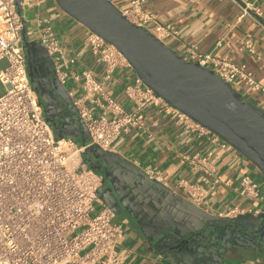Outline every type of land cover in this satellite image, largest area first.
<instances>
[{
    "label": "crops",
    "instance_id": "obj_1",
    "mask_svg": "<svg viewBox=\"0 0 264 264\" xmlns=\"http://www.w3.org/2000/svg\"><path fill=\"white\" fill-rule=\"evenodd\" d=\"M121 11L130 0H110ZM147 8L173 36L166 45L184 59L190 51L226 59L250 71L264 82V0H147ZM257 8L241 20L246 7ZM25 19L47 18L77 69H89L101 79L104 67L96 62L86 43L88 29L68 16L53 0H37L24 11ZM37 77V92L44 115L56 138L86 146L81 122L68 91L53 77L44 50L35 39L29 42ZM250 48L253 52L250 51ZM138 77L132 67L119 68L108 84L114 98L126 110L133 105L125 95L127 85ZM76 88V97L80 89ZM243 100L264 111V97L247 87H236ZM147 129L120 137L102 153L87 146V166L104 178L97 205H109L120 225L119 252L128 254L125 264H264V178L236 149L223 150L208 137L187 131L151 105L146 110ZM208 158L222 181L212 189L214 178L185 160ZM151 170L160 180L151 179ZM250 174L260 185L261 200L249 202L237 193L240 178ZM185 180L201 185L204 203L195 204L178 187ZM259 211L228 219L218 215L233 208Z\"/></svg>",
    "mask_w": 264,
    "mask_h": 264
},
{
    "label": "built area",
    "instance_id": "obj_2",
    "mask_svg": "<svg viewBox=\"0 0 264 264\" xmlns=\"http://www.w3.org/2000/svg\"><path fill=\"white\" fill-rule=\"evenodd\" d=\"M35 2L0 0V64L6 63L0 69V84L4 87L0 95V264H125L128 254L118 250L122 228L114 223L113 208L105 204L96 211L104 178L87 166L83 158L86 147L95 146L105 153L120 137L133 130L144 132L146 110L153 105L176 124L208 137L219 148H235L170 106L139 77L125 88L133 105L132 110H126L108 89L119 68L131 67L126 57L88 30L86 43L96 62L104 67V74L98 79L92 70L79 71L76 58L64 50L49 19L37 18L35 28L29 29L24 11ZM146 5L147 0H130L122 13L131 24L166 44L173 36L171 29L162 25ZM251 12L260 13L256 7L247 6L239 19ZM32 39L44 50L55 82L61 87L73 83L68 95L82 124L86 146L56 138L45 117L29 76L26 43ZM185 60L212 70L236 91L238 85H243L264 97V82L257 81L244 65L193 50ZM76 86L80 89L78 97ZM185 160L214 178L212 189L221 183L208 158L193 156ZM147 173L151 179L160 180L157 173ZM178 187L195 204L204 203L207 191L201 185L180 180ZM237 193L249 202L261 200L260 185L250 174L240 178ZM258 213L236 207L217 218Z\"/></svg>",
    "mask_w": 264,
    "mask_h": 264
},
{
    "label": "water",
    "instance_id": "obj_3",
    "mask_svg": "<svg viewBox=\"0 0 264 264\" xmlns=\"http://www.w3.org/2000/svg\"><path fill=\"white\" fill-rule=\"evenodd\" d=\"M53 1L72 19L117 47L146 87L219 135L264 178L263 110L244 101L212 70L186 61L146 29L131 24L110 0ZM26 48L29 76L37 88L29 43Z\"/></svg>",
    "mask_w": 264,
    "mask_h": 264
},
{
    "label": "rangeland",
    "instance_id": "obj_4",
    "mask_svg": "<svg viewBox=\"0 0 264 264\" xmlns=\"http://www.w3.org/2000/svg\"><path fill=\"white\" fill-rule=\"evenodd\" d=\"M30 19H29V29H33V28H35V22H34L35 20H30ZM5 65H6V63H1L0 64V69L3 68V67H5ZM66 86L69 87L70 86V83H67ZM3 92H4V87L0 84V95ZM100 209H101V206H99V205L96 204V211H99Z\"/></svg>",
    "mask_w": 264,
    "mask_h": 264
}]
</instances>
